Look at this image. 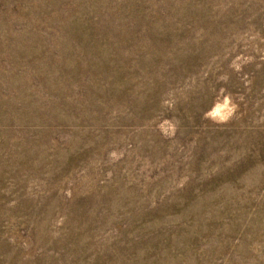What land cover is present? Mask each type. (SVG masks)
Segmentation results:
<instances>
[{"label": "rangeland", "instance_id": "obj_1", "mask_svg": "<svg viewBox=\"0 0 264 264\" xmlns=\"http://www.w3.org/2000/svg\"><path fill=\"white\" fill-rule=\"evenodd\" d=\"M0 264H264V0H0Z\"/></svg>", "mask_w": 264, "mask_h": 264}, {"label": "clouds", "instance_id": "obj_2", "mask_svg": "<svg viewBox=\"0 0 264 264\" xmlns=\"http://www.w3.org/2000/svg\"><path fill=\"white\" fill-rule=\"evenodd\" d=\"M210 115L212 116H219L220 115V109L217 108L216 111H214L213 113H211ZM224 117H221V119H223Z\"/></svg>", "mask_w": 264, "mask_h": 264}]
</instances>
